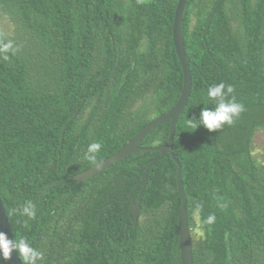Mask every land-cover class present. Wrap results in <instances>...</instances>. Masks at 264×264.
I'll return each instance as SVG.
<instances>
[{
	"label": "trees",
	"instance_id": "1",
	"mask_svg": "<svg viewBox=\"0 0 264 264\" xmlns=\"http://www.w3.org/2000/svg\"><path fill=\"white\" fill-rule=\"evenodd\" d=\"M177 3L0 0V15L15 26L12 36L0 31L14 46L0 53V198L13 238L23 235L40 250L39 264H180L175 159L193 264H264V163L252 154L254 133L264 129V0L186 2L190 94L173 156L148 172L135 225L127 198L137 199L160 152L132 153L83 182L69 178L120 150L177 101ZM220 82L234 87L245 111L220 130L190 129L188 119L215 107L206 93ZM169 126H156L139 145H164ZM92 142L102 145L95 163L84 158ZM26 201L34 218L18 211ZM209 215L214 223H205Z\"/></svg>",
	"mask_w": 264,
	"mask_h": 264
},
{
	"label": "water",
	"instance_id": "2",
	"mask_svg": "<svg viewBox=\"0 0 264 264\" xmlns=\"http://www.w3.org/2000/svg\"><path fill=\"white\" fill-rule=\"evenodd\" d=\"M187 1L188 0H178L175 10L174 20H173V28H172V40L174 44V49L178 57V60L180 62L183 73L182 89L175 104L165 113L154 117L150 122H148V124H146L136 134V136L132 140H130L120 150L109 156L107 159L103 160L102 162L92 167H89L84 171H81L69 177L71 180L83 182L89 179L90 177L94 176L95 174L99 173L100 171L104 170L105 168L109 167L111 164L115 163L116 161L121 160L132 153L143 152V151L160 152V155L158 157L153 158L146 166L141 176V179L138 182V185L141 186V190L139 191L137 199L135 200L131 196L127 198V200L130 202L128 211L132 215V225H135L138 219L141 198H142L143 190L147 183L148 172L150 168L157 161L164 158L167 154L173 156L172 142H173L174 131L176 128L178 117L183 112L187 98L190 94L191 72L189 68V61L185 54L183 36L181 31L182 15ZM218 3L215 9L217 8ZM165 121H170L167 142L164 145L157 147H141L139 144L143 140V138L152 129H154L156 126L162 124ZM175 162L177 164V188L179 191V195L182 199V203L177 216V233H178V246L180 250V264H193L191 235L187 221L186 195L184 193L183 183L181 180V165L176 159ZM0 231L4 232L8 239L10 240L13 239L8 217L1 198H0ZM0 264H23V263L19 258L18 252L15 249H13L10 259L5 260L3 259L2 254H0Z\"/></svg>",
	"mask_w": 264,
	"mask_h": 264
},
{
	"label": "clouds",
	"instance_id": "3",
	"mask_svg": "<svg viewBox=\"0 0 264 264\" xmlns=\"http://www.w3.org/2000/svg\"><path fill=\"white\" fill-rule=\"evenodd\" d=\"M14 51L11 41L0 40V53H9ZM5 58L7 56L5 55ZM234 87L224 82L213 84L207 88V102L215 104V107H202L198 117H193L186 121L187 126L195 130L198 126H203L209 132L220 130L224 125H233L239 119L241 113L245 111V106L236 100ZM102 145L99 142L88 144L84 158L95 163L97 154L101 151ZM201 205L197 204L196 209L199 210ZM17 210H13L15 213ZM20 215L31 219L35 217V208L31 201H26L19 210ZM214 215H209L205 223H214ZM15 249L18 252L20 260L23 264H39L43 258L40 250L33 247L30 241L23 235L16 234L13 239H8L6 234L0 231V254L3 259H10L11 253Z\"/></svg>",
	"mask_w": 264,
	"mask_h": 264
},
{
	"label": "rangeland",
	"instance_id": "4",
	"mask_svg": "<svg viewBox=\"0 0 264 264\" xmlns=\"http://www.w3.org/2000/svg\"><path fill=\"white\" fill-rule=\"evenodd\" d=\"M0 31L9 36L15 34V26L4 15H0ZM252 146V154L264 163V129L255 131Z\"/></svg>",
	"mask_w": 264,
	"mask_h": 264
}]
</instances>
